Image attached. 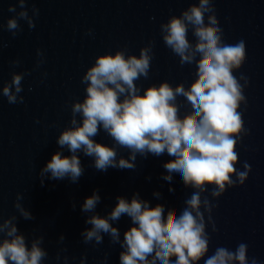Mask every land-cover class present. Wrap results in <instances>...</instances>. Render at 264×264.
<instances>
[{"label":"water","instance_id":"1","mask_svg":"<svg viewBox=\"0 0 264 264\" xmlns=\"http://www.w3.org/2000/svg\"><path fill=\"white\" fill-rule=\"evenodd\" d=\"M24 4L0 0V225L6 221L14 225L29 249L37 242L46 253L42 264H120L126 251L124 234L134 226L131 218L110 220L119 239L101 233L100 242L85 240L84 233L92 227L88 218L107 217L118 198L130 202L136 196L152 215L164 213L167 226L199 194L207 251L193 264H205L221 248L235 253L241 244L246 245L248 264H264V0H24ZM10 6L15 11H9ZM205 6L210 8L205 32L215 25L222 44L245 45L241 65L232 69L244 99L237 108L242 128L235 134L236 172L224 190L205 184L201 191L179 179L170 181L166 172L174 164L157 163L152 153H137L132 160L131 150L100 125L93 141L113 148L116 160H129L133 168L98 170L95 157L80 149L75 155L82 173L75 182L43 172L55 153L73 155L58 139L83 123L82 114L73 108L87 96L89 82L84 77L98 57L120 52L125 58H140L144 51L149 68L134 81L137 94L167 83L174 95L192 96L199 87L202 62L185 70L165 42L166 26L185 12L200 14ZM21 12L27 14L23 19ZM13 18L18 27L9 30L7 22ZM188 36L195 56L196 34L189 31ZM15 75L22 77L21 91L15 93L16 102L9 103L2 90ZM175 111L182 125L195 118L182 102ZM239 173H246L243 182ZM169 182L171 188L166 186ZM93 193L100 200L93 211L85 212L82 205ZM21 209L31 218H24ZM5 238L0 232V241ZM175 260L170 257L172 264Z\"/></svg>","mask_w":264,"mask_h":264},{"label":"clouds","instance_id":"2","mask_svg":"<svg viewBox=\"0 0 264 264\" xmlns=\"http://www.w3.org/2000/svg\"><path fill=\"white\" fill-rule=\"evenodd\" d=\"M19 3L21 7L25 6L24 0ZM9 11H15V8L10 6ZM209 12L208 6L203 7L200 14L185 12L182 18H173L166 26L165 42L177 53L183 68L193 69L198 61L203 65L199 69V87L190 98L183 93L174 95L167 83L148 88L143 95L137 94L134 81L140 75H146L149 68V57L144 51L140 58H125L120 52L98 57L84 77L89 82L87 96L83 103H77L73 108L74 112L82 114L83 123L65 131L58 139V144L66 145L73 155L64 157L55 153L43 172L50 173L53 179L70 177L75 182L82 173L75 155L80 149L95 157L98 170L133 168L134 164L129 160L117 161L113 148L93 141L100 125L120 146L131 150L132 160L137 153H152L157 163L167 160L174 164L175 167L166 172L170 181L179 179L201 191L205 184H214L223 191L225 183L231 181L230 174L236 172L235 134L242 128L237 108L244 97L232 69L241 65L245 45L243 41L234 45L222 44L215 25L211 26V32H205ZM26 15L25 12L19 14L21 19ZM17 27V19L8 20L9 30ZM189 31L196 34L199 45L195 56L188 47ZM21 79L20 75H15L11 84L3 88L9 103L16 102L15 93L21 91ZM125 93V98L120 100ZM178 102L186 104L195 117L186 125L179 122V114L175 111ZM239 177L243 182L246 173H239ZM166 186L171 188L172 183ZM99 200V195L93 193L86 198L82 210L93 211ZM187 204L188 209L179 217L169 219L165 226V214L152 215L143 200L136 196L130 202L118 198L107 217L93 215L88 218L86 222L92 227L84 233L85 240L100 242L101 233L118 240V229L109 221L127 215L134 226L124 234L122 246L126 251L120 255V264H153V261L155 264H172V256L176 257L175 264H193L206 253L207 238L199 211V194H194ZM21 213L24 218H31L23 209ZM0 232L6 235L0 241V264H42L46 253L37 242L30 249L26 247L24 237L17 235V228L10 226L8 221L0 225ZM246 251L244 244L235 253L221 248L205 264H233L234 261L248 264Z\"/></svg>","mask_w":264,"mask_h":264}]
</instances>
